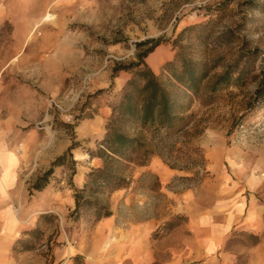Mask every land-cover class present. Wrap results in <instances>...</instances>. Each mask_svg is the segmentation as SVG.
<instances>
[{
	"label": "rangeland",
	"instance_id": "rangeland-1",
	"mask_svg": "<svg viewBox=\"0 0 264 264\" xmlns=\"http://www.w3.org/2000/svg\"><path fill=\"white\" fill-rule=\"evenodd\" d=\"M223 1L0 0L8 15L0 19V141L17 164L15 185L4 193L13 225L0 216V264H119L134 241L148 246L150 264H201L203 238L214 224L241 197L262 200V189L248 180L264 173V96L254 98L264 75V0H233L215 12ZM210 21L211 44L222 37L233 41L211 45L214 58L224 57L213 74L240 54L256 52L247 66V84L223 91L212 106L195 102L193 125L166 140L163 158L154 156L146 166L131 164L130 187L108 198L110 217L94 224L83 215L74 222L73 188L83 185L90 169L101 166L89 152L104 137L110 106L130 78L127 72L114 74L113 67L135 62V45L150 39H160L157 54L171 60L170 41L176 34ZM197 50L200 55L205 46ZM157 54L144 60L148 67ZM71 144L75 172L68 161L53 169L42 191L29 193L36 178ZM190 148L191 163L185 167ZM3 173L0 161V185ZM186 177L192 181L180 180ZM44 213L56 220L39 224L43 242L31 251H12L16 240L26 238L24 232L38 227ZM176 216L184 218L179 226L162 237L154 235ZM144 221L151 231L138 238ZM246 232L234 226L218 253L234 264L247 263Z\"/></svg>",
	"mask_w": 264,
	"mask_h": 264
},
{
	"label": "trees",
	"instance_id": "trees-1",
	"mask_svg": "<svg viewBox=\"0 0 264 264\" xmlns=\"http://www.w3.org/2000/svg\"><path fill=\"white\" fill-rule=\"evenodd\" d=\"M231 1L233 0H224L214 11L220 13ZM211 24L212 21L182 28L170 41L174 55L171 60L162 64L159 74H154L144 60L161 44L160 39L136 44L138 52L135 62L127 65L116 64L113 67L114 74L123 71L129 73L130 78L125 82L119 100L110 106L111 115L105 125L104 137L98 142L95 152H89L91 159L101 161V166L90 169L85 174L83 185L73 188L74 208L70 216L74 222L79 221L83 215L94 224L110 217L112 213L108 198L114 192L130 187L132 180L127 172L131 164L146 166L154 156L163 158L161 151L169 148L165 144L166 140L186 133L193 125L194 115L191 108L195 102L202 107L212 106L223 91L231 87L241 88L247 84L251 73L247 66L256 52L240 54L236 60L226 64L220 73L213 74L221 67L220 62L224 61V57L219 60L214 58L211 45H229L233 41H224L222 37L213 39L211 44L209 41L213 38V27L209 30L207 28ZM5 25L10 30L11 25ZM200 44L205 46L204 51L207 54L204 51L200 55L195 52ZM146 46L148 47L145 50L139 52L140 48ZM263 96L262 73L254 91V98L257 101ZM74 146L71 144L64 154L53 161L50 169L36 178L29 193L42 191L53 169L65 166L68 161L72 165L71 172H75V162L71 155ZM191 149H187L185 153V167L191 163ZM170 167L175 168L173 165ZM180 180L192 181V177ZM158 185L157 182L156 186ZM183 219L176 216L166 220L156 229L154 235L162 237L179 226ZM51 220H56L52 213L40 214L38 227L24 232L26 238L16 240L12 251L33 250L37 243L43 242L44 235L39 224ZM246 237L249 248L260 242L258 235L246 232Z\"/></svg>",
	"mask_w": 264,
	"mask_h": 264
},
{
	"label": "crops",
	"instance_id": "crops-1",
	"mask_svg": "<svg viewBox=\"0 0 264 264\" xmlns=\"http://www.w3.org/2000/svg\"><path fill=\"white\" fill-rule=\"evenodd\" d=\"M5 9L0 5V19H8ZM18 27L14 26V34L17 33ZM159 49H161L160 46L156 47L151 54H157ZM163 57L161 53H158L153 58H150L149 67L154 74H159L162 64L171 58ZM0 161L4 172L3 182L0 185V216L5 221V224L12 226L13 220L11 214L8 213V203L4 198V193L15 185L17 164L15 158L5 151L2 141H0ZM95 164L96 166H100L101 161L96 160ZM248 184L262 189V200H257L254 196L252 199L250 197H241V199L237 200L234 210L224 216L222 222L214 224L210 229L211 232L207 233V236L203 238L204 257L201 264H234V259L218 252L225 241L226 234L236 225L242 226L249 233L260 236V242L248 249L247 253L249 257L246 264H264V173L258 180L255 178L248 180ZM70 199L69 197L70 202L68 203H71ZM139 225L138 238L140 236L143 237L151 231V226H149L147 221H144L142 224L139 223ZM132 244L131 252L126 254L128 257L118 260L119 264H150L151 256L148 246L142 245L137 241H134Z\"/></svg>",
	"mask_w": 264,
	"mask_h": 264
}]
</instances>
